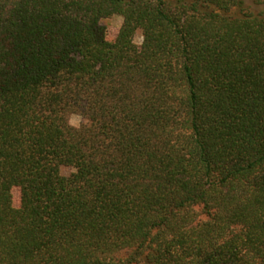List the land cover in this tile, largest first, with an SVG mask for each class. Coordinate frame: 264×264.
<instances>
[{
  "label": "trees",
  "instance_id": "trees-1",
  "mask_svg": "<svg viewBox=\"0 0 264 264\" xmlns=\"http://www.w3.org/2000/svg\"><path fill=\"white\" fill-rule=\"evenodd\" d=\"M0 264H264V12L0 0Z\"/></svg>",
  "mask_w": 264,
  "mask_h": 264
},
{
  "label": "rangeland",
  "instance_id": "rangeland-1",
  "mask_svg": "<svg viewBox=\"0 0 264 264\" xmlns=\"http://www.w3.org/2000/svg\"><path fill=\"white\" fill-rule=\"evenodd\" d=\"M246 5L250 7V9L255 13H261L264 12V6L258 5L254 2V0H243ZM123 24V18L120 16H114L111 19L105 21V25L108 28V34L111 39H115L118 36L119 30ZM135 42L138 45L142 44V36L141 34H137L135 38ZM70 122L74 126H80L85 121L84 119L79 115H74L71 117ZM70 172L69 169H64V173L68 174ZM20 203V191L18 188H15L13 190V204L15 207L19 206Z\"/></svg>",
  "mask_w": 264,
  "mask_h": 264
}]
</instances>
